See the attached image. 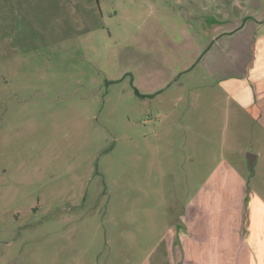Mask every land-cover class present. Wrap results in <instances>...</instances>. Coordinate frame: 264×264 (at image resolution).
<instances>
[{
	"label": "rangeland",
	"instance_id": "1",
	"mask_svg": "<svg viewBox=\"0 0 264 264\" xmlns=\"http://www.w3.org/2000/svg\"><path fill=\"white\" fill-rule=\"evenodd\" d=\"M232 2L0 0V264H189L224 233L264 264V99L193 28Z\"/></svg>",
	"mask_w": 264,
	"mask_h": 264
},
{
	"label": "crops",
	"instance_id": "2",
	"mask_svg": "<svg viewBox=\"0 0 264 264\" xmlns=\"http://www.w3.org/2000/svg\"><path fill=\"white\" fill-rule=\"evenodd\" d=\"M232 3L231 9L240 12L239 16L210 12L208 20L203 23L198 20L193 28L199 38L200 50L204 51L205 56L211 54L208 65L210 68L216 65L211 68V76L227 92L230 91V96L247 99L249 104L243 105L245 107L264 99V4L260 0H233ZM229 47L233 48L232 52ZM220 58L229 60V70L217 64ZM251 156L254 163L257 158ZM190 205V216L193 218L188 231L196 237L195 233L201 230H197V221L204 219L205 214L201 217L197 215L202 212L196 200ZM200 234L203 235V231ZM224 235L226 239L221 245L217 240L213 255L212 246L187 245L191 260L189 264H259L260 249L253 243V234H242V240H245L242 248L238 247L239 244L233 246L229 243L228 233ZM238 237L239 241V234Z\"/></svg>",
	"mask_w": 264,
	"mask_h": 264
},
{
	"label": "water",
	"instance_id": "3",
	"mask_svg": "<svg viewBox=\"0 0 264 264\" xmlns=\"http://www.w3.org/2000/svg\"><path fill=\"white\" fill-rule=\"evenodd\" d=\"M249 162H250V164L252 165L253 164V161H252V159H253V156H251V155H249Z\"/></svg>",
	"mask_w": 264,
	"mask_h": 264
}]
</instances>
